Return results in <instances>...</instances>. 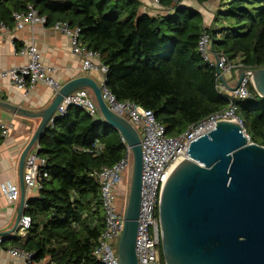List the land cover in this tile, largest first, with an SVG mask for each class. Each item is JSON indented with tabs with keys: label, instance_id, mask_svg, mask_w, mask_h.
Here are the masks:
<instances>
[{
	"label": "trees",
	"instance_id": "1",
	"mask_svg": "<svg viewBox=\"0 0 264 264\" xmlns=\"http://www.w3.org/2000/svg\"><path fill=\"white\" fill-rule=\"evenodd\" d=\"M182 1L158 0L173 11L154 16L141 12L139 0H0V23L13 28L12 14L31 6L45 18L46 27L61 22L79 28L82 44L98 52L106 68L105 89L119 103L152 111L165 135L175 137L230 102L220 90L215 68L196 49L203 30L210 34L216 54L242 68H264L260 0L220 2L215 20L231 24L220 28L205 27L202 13ZM247 89L248 97L232 100L234 113L249 141L264 146V98L250 81ZM3 139L0 130V144ZM124 151L114 128L68 106L38 141L37 154L46 160L48 178L25 203L23 213L31 225L23 236L1 237V248L31 253L33 262L102 264L92 254L104 228L96 173L116 163ZM158 257V264H165L161 248Z\"/></svg>",
	"mask_w": 264,
	"mask_h": 264
},
{
	"label": "water",
	"instance_id": "2",
	"mask_svg": "<svg viewBox=\"0 0 264 264\" xmlns=\"http://www.w3.org/2000/svg\"><path fill=\"white\" fill-rule=\"evenodd\" d=\"M214 59L220 84L225 85L217 69L216 55ZM244 77L264 98V68L238 69L235 84L228 91L235 90ZM103 86L87 76L72 79L61 85L50 103L33 115L40 121L18 161L20 197L15 224L0 232V237L13 234L23 214L22 173L26 155L38 145L62 99L84 88L94 97L98 120L114 128L131 151L116 257L117 264H139L134 244L141 191L140 139L136 129L106 105L101 95ZM187 155L188 159L182 157L167 175L157 205L165 264H264V146L250 142L241 123L221 120L189 144Z\"/></svg>",
	"mask_w": 264,
	"mask_h": 264
},
{
	"label": "built area",
	"instance_id": "3",
	"mask_svg": "<svg viewBox=\"0 0 264 264\" xmlns=\"http://www.w3.org/2000/svg\"><path fill=\"white\" fill-rule=\"evenodd\" d=\"M152 3L156 7L160 6L158 0H152ZM12 17L14 20L13 27L15 28H20L25 24L45 25V18L39 16L31 6L27 7L25 13H13ZM52 27L69 38L71 52L79 58L81 70H95L103 78L106 68L100 61L99 53L87 49L82 44L80 29L77 27L70 28L66 23L61 22L55 23ZM5 28L7 27L0 23V30ZM196 49L201 58L214 68L216 64L214 56H217V69L223 78L226 74H231V72L242 68L240 65L229 62L224 54H216L213 51L211 36L205 30L200 34ZM18 53L27 56V63L1 70L0 75L7 77L18 89H28L35 83L41 82L54 93L57 92L61 85L54 78L55 71L41 63L40 54L36 47L32 44L23 46L18 50ZM216 79L219 80L217 71ZM248 81H250L249 78L244 77L235 90L228 91L227 96L230 102L226 109L208 116L195 125L189 126L182 134L175 137L165 135L164 127L155 119L152 111L132 102L119 103L104 86L101 88L102 99L106 105L125 118L136 129L140 139L142 157L141 191L134 244L135 255L139 264L159 263L158 250L161 248L162 231L159 218L156 215V208L167 175L182 157L188 159L187 150L189 144L212 130L218 121L229 120L241 123L234 113L232 100L244 99L249 96ZM102 83L103 79L99 84L102 85ZM68 106L78 107L89 116L98 119L96 102L88 89H78L65 96L56 108L55 117L62 115ZM0 130L1 136L5 137L8 133V128L0 124ZM120 138L125 147L123 157L112 166L103 167L96 173L99 183V198L104 215V228L92 254L102 264H117L116 250L112 247L111 241H118L122 229L126 194L122 199L123 206L121 204L117 207L114 202L120 185L129 178L132 164L130 148L123 137L120 136ZM36 151H38V145L26 155L22 178L26 189L38 191L42 187L43 181L48 178V174L45 171L46 160L39 156ZM0 190L10 201L19 199V186L14 183H2ZM24 208L25 203L23 204ZM30 225V217L23 213L13 234L25 235ZM5 253L10 258H17L25 264H54L51 262H33L31 261V253L17 248H9L5 250Z\"/></svg>",
	"mask_w": 264,
	"mask_h": 264
},
{
	"label": "crops",
	"instance_id": "4",
	"mask_svg": "<svg viewBox=\"0 0 264 264\" xmlns=\"http://www.w3.org/2000/svg\"><path fill=\"white\" fill-rule=\"evenodd\" d=\"M139 1L141 2V12L148 15H165L173 11V8L156 7L152 0ZM180 4L200 11L204 18V26L220 28L214 27L215 19L207 21V18L216 9L214 11L211 9L212 7L196 4L192 0H183ZM31 44L38 50L41 63L54 69V78L60 85L81 76L90 77L97 84L102 81L101 75L99 82L94 78L97 71L81 70L80 60L71 52L70 41L66 35L53 27L40 24H25L20 28L0 30V71L13 66L25 65L28 58L25 55H20L18 50ZM237 71L224 76L225 85L220 86L222 93L227 95V88L235 84ZM53 95L54 92L41 82L22 90L15 87L7 77L0 75V124L8 128V133L0 144V185L11 182L19 186L17 177L19 157L40 121L39 117L33 115L44 109L50 103ZM19 109L28 115L21 114ZM37 195L38 192L35 189L25 188L24 203ZM18 208L19 199L10 201L0 190V232L8 231L14 226ZM0 264L25 263L17 258H10L5 250L0 248Z\"/></svg>",
	"mask_w": 264,
	"mask_h": 264
},
{
	"label": "rangeland",
	"instance_id": "5",
	"mask_svg": "<svg viewBox=\"0 0 264 264\" xmlns=\"http://www.w3.org/2000/svg\"><path fill=\"white\" fill-rule=\"evenodd\" d=\"M220 2L224 3V2H226V0H223V1L222 0H213L209 4H206V5L203 4V5H205L206 7H212L211 8L212 10L219 9V8L222 9V6L219 7ZM259 2H260L259 3L260 6H264V0H260ZM253 4H255V2ZM214 16H215V12L207 18V21L209 22L211 19L214 20L215 19ZM213 24H214V27H231L229 20H225L224 18L221 19L219 17L216 18V21H214ZM228 75L229 74H226L225 76H228ZM99 77H100V74L98 72H95L94 78L96 79V81L98 80L97 82H99ZM127 180H128V182H127ZM128 184H129V178L126 179L125 182H122V184L120 185V187L118 189V194L115 196V202H114L115 206L119 207L121 204L123 206V200L122 199L124 198V195L127 194ZM120 211H121V209H120ZM116 243H117V241H111V245L113 244L112 245L113 248L115 245H117Z\"/></svg>",
	"mask_w": 264,
	"mask_h": 264
}]
</instances>
